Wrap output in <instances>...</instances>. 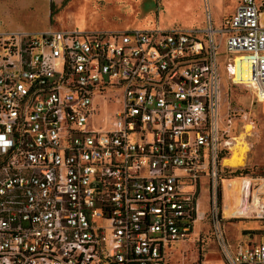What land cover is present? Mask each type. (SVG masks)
<instances>
[{"label":"built area","instance_id":"1","mask_svg":"<svg viewBox=\"0 0 264 264\" xmlns=\"http://www.w3.org/2000/svg\"><path fill=\"white\" fill-rule=\"evenodd\" d=\"M208 1L202 27L0 26V264H169L203 178L225 264H264V237L229 241L218 205L237 138L223 73L264 101V0L219 25ZM110 87L116 121L90 129ZM240 179L241 215L264 219V174Z\"/></svg>","mask_w":264,"mask_h":264},{"label":"rangeland","instance_id":"2","mask_svg":"<svg viewBox=\"0 0 264 264\" xmlns=\"http://www.w3.org/2000/svg\"><path fill=\"white\" fill-rule=\"evenodd\" d=\"M239 1L209 0L215 25L223 16L230 15ZM206 4V0H0V26L13 31L49 28L114 30L160 25L166 28L202 27L206 21ZM121 96L122 90L117 87L95 92V112L91 116L90 129L102 131L113 127L116 111L121 108ZM222 99L224 113L230 112L234 116L232 134L237 137L234 146L245 142L249 148L244 164L228 166V172L222 176L227 179L219 189L222 224L231 242L239 240L248 231L255 233L253 241L259 242L264 237V219L242 216L241 213L231 215L232 205L237 203V191L234 187L231 194L229 183L233 179L264 174V101L257 100L243 85L233 84L225 72ZM236 170L241 172L236 175ZM208 202L207 179L203 178L195 230L172 245L169 264H223L211 228ZM226 210H229L228 214L224 213Z\"/></svg>","mask_w":264,"mask_h":264},{"label":"bare ground","instance_id":"3","mask_svg":"<svg viewBox=\"0 0 264 264\" xmlns=\"http://www.w3.org/2000/svg\"><path fill=\"white\" fill-rule=\"evenodd\" d=\"M243 144H235L232 148L231 155L230 157H227L225 159V163L229 166L232 167H237V166H242L247 158V153L249 151V148L247 145H245V142H242ZM229 191L232 194V189L235 187L236 192V198H237V203L232 205V214L231 215H239V208L241 206V201H242V192L244 191V186H245V181L242 179L235 180L233 179L229 183ZM227 209V207H226ZM229 210L224 211L225 214H228Z\"/></svg>","mask_w":264,"mask_h":264},{"label":"crops","instance_id":"4","mask_svg":"<svg viewBox=\"0 0 264 264\" xmlns=\"http://www.w3.org/2000/svg\"><path fill=\"white\" fill-rule=\"evenodd\" d=\"M238 3H239V2H238ZM237 5H238V4H237ZM236 7H237V6H236ZM236 7H235V9H236ZM234 11H235V10H234ZM234 11H233L230 15H228V16H223V18H222V20L220 21L219 24L223 23L225 19L229 18V17L234 13ZM263 16H264V14H263ZM219 24H218V25H219ZM149 25H152V24H149ZM160 27H162V26L160 25ZM208 203H209V202H208ZM207 207L209 208V204L207 205ZM238 212L240 213V208H239ZM194 230H195V227H194ZM193 232H194V231H193ZM192 234H193V233H192ZM240 239H241V238H240ZM234 242H235V241H234ZM221 260H222L223 264H225V262H224L222 256H221ZM205 261H208V260H205Z\"/></svg>","mask_w":264,"mask_h":264},{"label":"trees","instance_id":"5","mask_svg":"<svg viewBox=\"0 0 264 264\" xmlns=\"http://www.w3.org/2000/svg\"><path fill=\"white\" fill-rule=\"evenodd\" d=\"M231 154H228L227 157H230ZM225 172L227 173L228 172V167H225ZM241 171L240 170H236L235 171V174L238 175V173H240ZM245 172V171H243Z\"/></svg>","mask_w":264,"mask_h":264},{"label":"flooded vegetation","instance_id":"6","mask_svg":"<svg viewBox=\"0 0 264 264\" xmlns=\"http://www.w3.org/2000/svg\"><path fill=\"white\" fill-rule=\"evenodd\" d=\"M249 232V231H248Z\"/></svg>","mask_w":264,"mask_h":264}]
</instances>
